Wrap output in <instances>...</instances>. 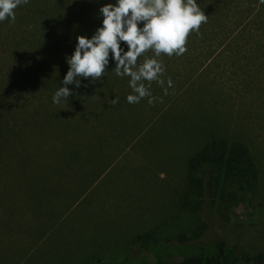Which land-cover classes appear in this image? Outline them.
Listing matches in <instances>:
<instances>
[{
	"label": "rangeland",
	"instance_id": "obj_1",
	"mask_svg": "<svg viewBox=\"0 0 264 264\" xmlns=\"http://www.w3.org/2000/svg\"><path fill=\"white\" fill-rule=\"evenodd\" d=\"M230 1L233 10L244 1L264 6V0ZM84 2L28 0L15 9L14 22H0V38L26 31L21 18ZM79 20L100 23L91 15ZM215 20L207 16V34L197 35L182 55L157 57L165 84L151 82L159 98L151 105L147 97L126 101L129 78L116 76L111 60L98 81L69 85L67 102L53 104L76 37L94 30L64 34L71 42L58 47L51 66L10 80L0 96V264L119 261L141 252L138 238L145 234L171 243L199 233L193 241L224 239L240 252L264 251V47L228 46L229 30L220 34L225 20ZM7 55L0 46V78ZM145 57L152 51L137 63ZM210 137L243 142L259 171L252 192L213 215L183 205L191 198L187 160Z\"/></svg>",
	"mask_w": 264,
	"mask_h": 264
},
{
	"label": "trees",
	"instance_id": "obj_2",
	"mask_svg": "<svg viewBox=\"0 0 264 264\" xmlns=\"http://www.w3.org/2000/svg\"><path fill=\"white\" fill-rule=\"evenodd\" d=\"M104 1L113 2L85 0L76 9L69 5L63 8L47 7L43 16L28 20L19 19L18 23L25 22L26 31L0 38V46L8 51L7 61L3 59L2 63V70L5 69L6 72L5 76L0 78V96L8 93V88L13 85H10V80H23L28 75L32 76V72H37V67L51 66L58 47L64 50L71 42V38H64V34H81L95 30L96 22L90 24L79 18L88 15L99 17L98 9ZM230 2L197 0L205 15L213 16L217 22L219 19L225 20L220 34H227L229 30L225 36L226 41L230 38L228 46L263 48L264 6L256 9L251 1H244V4L235 5L233 10L228 5ZM255 9L257 11L254 13ZM227 10H233L232 17L224 19ZM204 24L209 22L201 24L199 33L190 32L185 46L195 43L194 38L197 35L201 37L207 34ZM230 26L234 29L231 30ZM236 29L239 31L234 36L232 34ZM206 42L212 44L214 41L210 38ZM258 174L255 160L243 142L210 137L201 149L187 160L185 177L191 198L184 199L183 205L190 210L203 209L207 214L213 215L214 211H222L237 202L239 195L252 192ZM198 236L199 233H194L192 237L180 235L175 242L163 243L145 234L138 238L141 252L136 256L125 257L119 261L99 259L96 264H264V251L254 254L240 252L238 246L224 239L206 244L193 241V238Z\"/></svg>",
	"mask_w": 264,
	"mask_h": 264
},
{
	"label": "clouds",
	"instance_id": "obj_3",
	"mask_svg": "<svg viewBox=\"0 0 264 264\" xmlns=\"http://www.w3.org/2000/svg\"><path fill=\"white\" fill-rule=\"evenodd\" d=\"M27 3L28 0H0V22H14L15 9ZM98 16L99 26L90 37H76L74 50L66 57L68 70L52 96L53 104L67 102L72 95L69 85L79 88L81 80L89 77L98 81L111 60L116 76L129 78L131 93L126 101L136 104L147 97L151 105L159 99L152 96L151 82L165 84L161 79L165 67L157 57L182 55L190 32H198L201 24L207 23V15L197 0H113L99 7ZM148 50L153 57H145L138 64V57ZM166 83L172 87L170 78ZM164 91L167 94V89ZM111 101L117 102L116 98Z\"/></svg>",
	"mask_w": 264,
	"mask_h": 264
}]
</instances>
